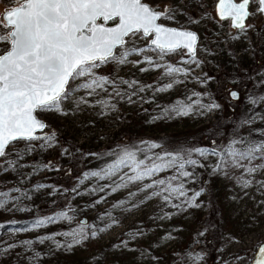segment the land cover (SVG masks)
I'll list each match as a JSON object with an SVG mask.
<instances>
[{
	"label": "rangeland",
	"instance_id": "374dc122",
	"mask_svg": "<svg viewBox=\"0 0 264 264\" xmlns=\"http://www.w3.org/2000/svg\"><path fill=\"white\" fill-rule=\"evenodd\" d=\"M144 1L162 12L167 10L159 21L196 32L194 54L187 55L181 48L161 53L148 45L149 36L126 37V44L119 49L128 51L123 63L100 64L70 82L67 97L57 107L35 112L44 121L45 133L31 140L12 141L6 155L0 157V193L5 194L0 196L4 202L0 206V246L6 254L11 255L12 248H23L36 257L33 264H89L76 258L114 250L124 237L135 236V241L165 219L176 217L160 249H154L156 259L168 251V256L159 260L167 264V258L177 256L183 242L177 243L178 237L191 230L192 215L197 211L201 217L208 214V199L222 185L204 182L207 165L213 168L218 163L219 152L210 153L200 165L188 163L179 168L190 155L179 150L173 152L175 166L142 175L146 167L158 164L153 161L158 153L171 150L169 136H159L157 130L166 135L183 129L190 133L202 124L200 132L207 135L206 120L221 116L214 128L225 124L224 115L229 114V126L240 136L238 140L232 137L231 151L240 147L246 152L250 145L264 144V42L246 51L245 40L234 37L226 24L209 22L213 9L207 0ZM16 4V0H0V14ZM4 47L0 43V48ZM93 81L97 83L92 88L79 87ZM231 89L237 93L235 99L228 96ZM129 152L135 160H127ZM122 158L125 163H119ZM228 166L221 176L227 178L221 195L229 207L220 222V247L214 255H206L201 246L205 238L202 229L190 235L188 258L182 264H247L264 240V159L257 150L254 159L234 158ZM171 168L172 173H192L184 176L180 188L164 191L157 176ZM115 176L120 180L110 186ZM83 183L91 185L90 196L93 186L103 189L94 199L83 200L79 192ZM195 191L200 195L195 196ZM111 201L115 202L112 207ZM107 205L111 208L104 210ZM36 214L45 215L41 223L27 220ZM93 216L97 220L90 225L87 220ZM77 218H84L86 231L77 226ZM16 220L22 224L13 225ZM13 240L17 247L10 246ZM155 258L141 262L159 263ZM100 259L94 256L90 264H103ZM131 260L134 252L126 264Z\"/></svg>",
	"mask_w": 264,
	"mask_h": 264
},
{
	"label": "snow or ice",
	"instance_id": "6c2138e0",
	"mask_svg": "<svg viewBox=\"0 0 264 264\" xmlns=\"http://www.w3.org/2000/svg\"><path fill=\"white\" fill-rule=\"evenodd\" d=\"M250 2L253 0L241 3L218 0L217 11L221 19L231 17L233 26L243 29ZM16 3L19 6L0 16V43L6 45L0 48V157L6 155L5 149L12 141L36 138L32 135L34 130L43 129L45 125L36 119L34 112L57 107L67 97L70 82L91 73L100 64L123 63L128 51L119 49L126 44V37L131 40L137 35L155 34L151 43L161 53L179 47L194 50L196 35L157 24L167 10L157 12L144 0H16ZM257 10L264 14V0H258ZM181 39L187 43L182 44ZM96 83L79 87L92 88ZM257 150L264 159V144L250 145L246 152L233 155L252 160ZM127 160H135V155L127 153ZM125 162L123 158L119 161ZM187 162L197 163L195 160ZM175 165L173 158L167 164L146 167L142 175H152ZM183 167L180 163L179 168ZM182 175L187 177L191 173ZM158 183L164 185L165 181L161 179ZM3 203L0 200V206ZM259 253L264 254V246L259 248ZM255 264H264V258Z\"/></svg>",
	"mask_w": 264,
	"mask_h": 264
},
{
	"label": "trees",
	"instance_id": "16d2710c",
	"mask_svg": "<svg viewBox=\"0 0 264 264\" xmlns=\"http://www.w3.org/2000/svg\"><path fill=\"white\" fill-rule=\"evenodd\" d=\"M164 6V5H163ZM232 84H237L235 81H231ZM230 115L225 114L223 123L217 127L213 128V124L217 122L218 116L215 114L214 117L211 118V120H206L205 126L210 130V132L206 135L200 132V127L202 124L198 127L193 132L188 133L186 130H172L170 132L171 135H166L167 133L164 132V130H157L156 133H159V136H169L170 138V151H162L157 154L153 158V161L162 164L163 161H171L173 157H175V153L182 150L185 152L190 153L188 157V160H195L197 163L200 165V162H203L204 159L209 158L210 153H217L219 152V161L218 163L215 164V166L212 168L211 165H207L208 169L205 173L204 177V182L209 181L212 184H219L222 185V189L227 187V178H222L221 176H224L226 174V169L229 167L228 163L234 159V158H239V156L233 155V153H240L244 152V148L236 147V151L233 152L231 151V145L234 143L232 141V137L236 138L237 140L240 139L239 134H236L233 130H231L229 123L231 122V117L228 119ZM113 127V126H111ZM115 127V126H114ZM111 128V132H112ZM116 129V128H115ZM114 129V130H115ZM113 130V131H114ZM206 141V143H203ZM231 141V142H230ZM173 154H172V153ZM201 152L203 155H201ZM166 154H168L166 156ZM200 155V156H198ZM162 158V159H158ZM162 160V162H160ZM188 160H185L183 164H188ZM182 163V162H181ZM195 164V165H196ZM192 165V166H195ZM140 166L137 165L136 168H139ZM167 167V166H166ZM164 167V169L166 168ZM222 167V168H220ZM218 169L222 171L221 175L217 174ZM173 168H171L169 171L163 173V175L157 176L160 180L163 179L165 181L164 185L160 186V189L167 191L168 189H175V187L180 188L182 186L184 179V176L182 175V171L179 173H172ZM196 171V170H195ZM192 173V172H191ZM175 174V175H174ZM175 177V179H172ZM120 180L119 176H115L114 178L112 177L110 186L116 185ZM182 180V182H181ZM203 182V180H202ZM109 185V182L106 183V186ZM91 185H85L84 183L82 184V187L79 192H81V197H83V200H88L91 197V200L94 199V195L96 192L100 193L101 190L103 189L102 186L98 187L96 189L94 187V192L92 193V196L88 194V190L91 188ZM172 189V190H173ZM222 189L218 191L217 193L211 194L210 198L208 199L209 203V211L208 214L204 213L203 216L201 217L202 213L201 211H197L192 215V219L189 223L190 231L186 234H183V238L180 236L177 239V243L180 242V239L183 240L180 249H178V252H175L177 256H173L172 258H167V264H182L187 260L186 252H187V243L190 241V235L197 234L199 233L202 229L203 232H205V238L202 243L203 250H205L206 255H214L215 252L218 250V247H220V238H221V227H220V222H222L225 219L227 210H228V202L227 200L221 195ZM159 190V189H158ZM156 190V191H158ZM118 192V190H116ZM211 191V190H210ZM116 192V193H117ZM197 192V191H195ZM196 201L194 200V203ZM115 202H110L109 204L111 207L114 205ZM109 205L105 206L103 209H110L111 208ZM42 216H45L44 214H36L34 217L31 219H27L28 221H32L34 223L40 221V218ZM46 218V217H45ZM176 217H173V219H165L164 222L160 223L158 226L154 227L153 230H150L146 232V234L135 240V236H129V237H124L122 240V243L118 244L117 246H114V250L111 251H103V253L99 256H96L95 254L90 255L89 257H79L76 258L77 261L84 262V263H92L91 260H93L94 256L99 257L100 263H112V264H126V259L130 258V254L134 252V260L127 261V264H143L141 262V259L144 258H149L150 260L155 258L154 254V249H160L158 248L160 246V243L163 241L162 238L168 234V230L171 227V224L175 221ZM79 219L77 218L76 224L77 226L84 231H86V228L84 227V223H80L78 221ZM97 218L96 216H93L91 218L89 224L91 225L94 221H96ZM173 221V222H171ZM42 221H40L41 223ZM16 223V224H15ZM246 222H244L245 224ZM22 224V220H16L13 225L19 226ZM201 225V226H200ZM203 227V228H202ZM81 230V231H82ZM181 235V232H180ZM133 243L132 245H130ZM186 243V245H185ZM194 243V242H192ZM18 244L17 241L13 240L10 242V246H16ZM17 247V246H16ZM198 251L200 246L196 245L195 246ZM4 248H1L0 246V264H11L15 262V264H33L34 261H36V257L33 255V253L26 251L25 249L21 248L19 249H11V255L6 254V251H1ZM137 249V250H135ZM148 252V254L146 253ZM165 253H168L166 251ZM163 251V254L159 256L158 259L155 258V261H161L163 256L166 257L168 256L165 254ZM109 254V256H108ZM213 257V256H212ZM166 259V260H167ZM159 261L160 264L161 262ZM79 264V263H77Z\"/></svg>",
	"mask_w": 264,
	"mask_h": 264
},
{
	"label": "built area",
	"instance_id": "2783aa9c",
	"mask_svg": "<svg viewBox=\"0 0 264 264\" xmlns=\"http://www.w3.org/2000/svg\"><path fill=\"white\" fill-rule=\"evenodd\" d=\"M182 1L183 0H179V2ZM214 1L215 0H207L209 6L212 8ZM257 9H258L257 0H253V2H250L249 6L247 7V12L249 13V15L245 17V22H244L245 27L243 29L239 27L230 28L227 20L217 19L214 15L209 17V22H211L215 26L217 25L219 26L220 23L226 24L227 27L230 29V31H232L234 37L242 38L245 40V50L246 51L251 50L252 46L258 48L261 45V43L264 42V20L261 19L262 20L261 22L258 21V18H260L261 16Z\"/></svg>",
	"mask_w": 264,
	"mask_h": 264
},
{
	"label": "water",
	"instance_id": "95a60500",
	"mask_svg": "<svg viewBox=\"0 0 264 264\" xmlns=\"http://www.w3.org/2000/svg\"><path fill=\"white\" fill-rule=\"evenodd\" d=\"M144 2L147 3L146 1H144ZM234 2H235V3H241V2H243V0H234ZM257 2H258V0H257ZM147 4H148V3H147ZM217 4H218V0H215V1H214V4H213V13H214L215 17H216L217 19H220V20H225V19H227L228 22H229V26H230L231 28H238V27H234V26H233V20H232L231 17H226V18H224V19H221V18H220L219 14H218V11H217ZM148 5H149L151 8H153L150 4H148ZM17 6H19V5L16 4V5H14V6H11V7H8V8H6V9H4V10L1 12L0 16H3L7 11H10L13 7H17ZM153 9H154L155 11H157V12H162L161 9H157V8H153ZM246 11H247V8H246ZM259 13H260V12H259ZM260 15H261L262 18L264 19V14H261V13H260ZM244 20H245V18H244ZM244 20H243V23H244ZM157 24H159V25H161V26H163V27H165V28L177 29V30H180V31H185V32H191V33H194V34L196 35V40H197V34H196V32H195L193 29H191V28H188V27H181V26H176V25H172V24H166V23H163V22H161V21H159V20H157ZM154 38H155V34H152V35L149 36V38H148V45L152 46L153 48L158 49V48L156 47V45H154V44L151 43V41H152ZM161 38H162V39H165V37H164L163 35H162ZM196 40H195V42L193 43V49L195 48ZM180 42H181L182 44H183V43H187V41H184V40H182V39H181ZM179 48H182L183 51L185 52V54H187V55H190V56H191V55L194 54V50H193V51H189V49L184 48V47H179ZM232 93H235V94H236L235 97H233ZM228 96H229L230 99H235V98L237 97V93H236L235 90H232V89H231V90L228 91ZM34 116L36 117L37 120H39L41 123L44 124V121H43L38 115H36L35 112H34ZM43 129H44V128H43ZM43 129H39V128H38V129L34 130V132L32 133V135H33L34 137L41 136L43 133H45V130H43ZM79 222H80V223H84V218H80ZM261 246H264V240L261 241V242H259L258 245L255 247V249H254V251H253V254H252V257H251V259L249 260V262H248L247 264H255V262H256L258 259H262V258H264V254H260V253H259V248H260Z\"/></svg>",
	"mask_w": 264,
	"mask_h": 264
}]
</instances>
